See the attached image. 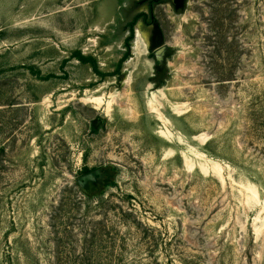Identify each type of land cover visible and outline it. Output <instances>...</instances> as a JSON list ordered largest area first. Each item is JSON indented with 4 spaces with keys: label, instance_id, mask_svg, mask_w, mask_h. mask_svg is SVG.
Returning <instances> with one entry per match:
<instances>
[{
    "label": "rangeland",
    "instance_id": "obj_1",
    "mask_svg": "<svg viewBox=\"0 0 264 264\" xmlns=\"http://www.w3.org/2000/svg\"><path fill=\"white\" fill-rule=\"evenodd\" d=\"M148 10L0 0V264H264V0Z\"/></svg>",
    "mask_w": 264,
    "mask_h": 264
},
{
    "label": "flooded vegetation",
    "instance_id": "obj_2",
    "mask_svg": "<svg viewBox=\"0 0 264 264\" xmlns=\"http://www.w3.org/2000/svg\"><path fill=\"white\" fill-rule=\"evenodd\" d=\"M170 1H173L176 5H181L182 3V0H144L145 4L147 5L148 7V11L149 12H142L138 15V19L136 21L137 22H144L146 24H148L149 28H153L155 22H156V18H155V15H154V10L156 8V5H159V4H162L164 2H170ZM134 21V20H133ZM135 23V25H136ZM134 25V27H135ZM131 36V35H130ZM89 173V172H87ZM86 174V173H84Z\"/></svg>",
    "mask_w": 264,
    "mask_h": 264
},
{
    "label": "trees",
    "instance_id": "obj_3",
    "mask_svg": "<svg viewBox=\"0 0 264 264\" xmlns=\"http://www.w3.org/2000/svg\"><path fill=\"white\" fill-rule=\"evenodd\" d=\"M137 19L138 18L134 19V21L130 24L131 29H133V31H134V25H135ZM133 31L131 33V36L128 38L129 44H130L131 40L133 39V33H134ZM76 56L81 62L90 64L96 70V72L99 73L98 63H97L95 58H93L92 56H85V55L81 54L80 52L76 53ZM127 57H128V55H125V57L120 61L118 71H120V68L122 67L123 62L125 61V59Z\"/></svg>",
    "mask_w": 264,
    "mask_h": 264
},
{
    "label": "water",
    "instance_id": "obj_4",
    "mask_svg": "<svg viewBox=\"0 0 264 264\" xmlns=\"http://www.w3.org/2000/svg\"><path fill=\"white\" fill-rule=\"evenodd\" d=\"M163 50H159L156 52V55L158 56V60L160 61L162 58L160 57L162 55ZM160 55V56H159ZM101 172L100 170L95 171L94 173H91L89 175L83 176L81 178L78 179V183L81 186V188L85 189L86 188V184L90 181H95L97 175H100Z\"/></svg>",
    "mask_w": 264,
    "mask_h": 264
},
{
    "label": "bare ground",
    "instance_id": "obj_5",
    "mask_svg": "<svg viewBox=\"0 0 264 264\" xmlns=\"http://www.w3.org/2000/svg\"><path fill=\"white\" fill-rule=\"evenodd\" d=\"M156 114H160V113H157V111H154Z\"/></svg>",
    "mask_w": 264,
    "mask_h": 264
}]
</instances>
